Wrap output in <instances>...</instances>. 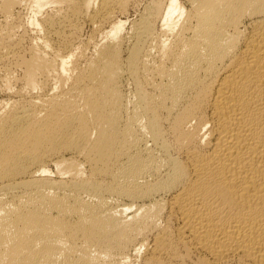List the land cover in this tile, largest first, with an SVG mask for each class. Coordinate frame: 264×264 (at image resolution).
Listing matches in <instances>:
<instances>
[{
  "label": "bare ground",
  "instance_id": "bare-ground-1",
  "mask_svg": "<svg viewBox=\"0 0 264 264\" xmlns=\"http://www.w3.org/2000/svg\"><path fill=\"white\" fill-rule=\"evenodd\" d=\"M0 264H264V0H0Z\"/></svg>",
  "mask_w": 264,
  "mask_h": 264
},
{
  "label": "rangeland",
  "instance_id": "rangeland-1",
  "mask_svg": "<svg viewBox=\"0 0 264 264\" xmlns=\"http://www.w3.org/2000/svg\"><path fill=\"white\" fill-rule=\"evenodd\" d=\"M134 14H135V15H134ZM130 15H131V16H130ZM130 15H129V20H131V21H132L133 19H136V18H137V15H136L135 12L130 13ZM132 15H133L134 17H133ZM131 18H132V19H131Z\"/></svg>",
  "mask_w": 264,
  "mask_h": 264
}]
</instances>
